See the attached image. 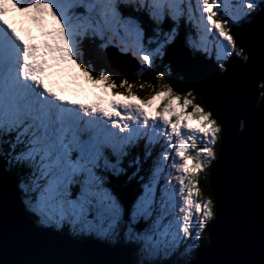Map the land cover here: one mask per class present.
<instances>
[{
	"label": "snow or ice",
	"instance_id": "6c2138e0",
	"mask_svg": "<svg viewBox=\"0 0 264 264\" xmlns=\"http://www.w3.org/2000/svg\"><path fill=\"white\" fill-rule=\"evenodd\" d=\"M256 28L264 96V0H0V184L11 180L24 222L7 241L0 226V249L22 256L3 264H200L208 250L212 264H264V111L258 198L251 160L236 165L231 204L202 198L229 121L156 68L181 50L214 54L219 74L234 58L247 66L244 33ZM110 57L138 64L134 79L96 67ZM145 74L160 82L148 99L135 91ZM84 84L105 95L81 99ZM238 126L246 134L248 118ZM62 240L131 258H39Z\"/></svg>",
	"mask_w": 264,
	"mask_h": 264
},
{
	"label": "water",
	"instance_id": "95a60500",
	"mask_svg": "<svg viewBox=\"0 0 264 264\" xmlns=\"http://www.w3.org/2000/svg\"><path fill=\"white\" fill-rule=\"evenodd\" d=\"M251 50L252 61L247 66L238 60L230 61L231 67L226 74H219L212 59L191 55L190 51L181 50L171 61L165 60L182 77L184 86L192 89L201 98L205 107L215 110L230 124L227 142L224 145L225 162L209 168L208 182L210 194L216 200L231 204L238 195L234 180L235 168L238 162L251 160L256 164V183L252 188L253 195L258 198V144L261 128V113L264 111V96L255 88L253 81L261 75V37L259 28L244 33V41ZM110 65L120 74L130 77L139 66L136 63L109 59ZM112 62V64H111ZM123 62V64H122ZM125 63V64H124ZM128 70H125L124 67ZM241 117L238 121L236 118ZM247 117L249 128L247 133L238 126ZM240 128V129H239ZM221 146L218 145V151ZM127 191L129 187L123 186ZM19 212V198L11 180L0 184V226H2L6 241L14 230L23 225ZM207 247V245H206ZM22 258L7 242L0 249V264ZM39 258L55 260H127L131 254L127 251H110L95 243L73 244L62 240L52 245ZM220 258L215 250H208L193 256L200 264H212Z\"/></svg>",
	"mask_w": 264,
	"mask_h": 264
},
{
	"label": "trees",
	"instance_id": "16d2710c",
	"mask_svg": "<svg viewBox=\"0 0 264 264\" xmlns=\"http://www.w3.org/2000/svg\"><path fill=\"white\" fill-rule=\"evenodd\" d=\"M96 67L97 68L106 67L111 72H113L114 74H118V75L121 76V74L118 73V72H116L114 70V68L110 65V63L107 62V60L106 61H103V62H98L97 65H96ZM156 68H157L158 71H164L166 74H168L170 81L171 80L177 81L176 84L173 81L171 82L172 83V87H173V89H174V91L176 93H178V94H180V95L183 96V95L186 94L185 92H188L189 91V88L183 85V83H182V77H180L179 74L175 70H173L169 65H167L164 62H158L157 65H156ZM129 79L130 80L134 79V75L132 77H130ZM143 81L145 82V87L144 88H146L147 91H149L150 93H154V92H153V89H148L149 88V87H147V84L148 83H152L154 85H157V90H159L158 85H159L160 82L156 81L154 75L145 74L144 77H143ZM138 89H140V88L138 87L135 90H138ZM140 94H137V95L143 97L142 96V93H140ZM195 100L197 101V103L200 104L201 98H199V97L196 96ZM188 110H190V108ZM208 172H209V169H208ZM203 176L199 177V185H200V187H202V185H203V187H206V192L205 193L203 192L202 194H203V196L204 195H207V197H209V196H211V194H210V186H209V182H208V176L206 174V180H204V177ZM202 177H203V180H202ZM197 198L199 199L201 197H197Z\"/></svg>",
	"mask_w": 264,
	"mask_h": 264
},
{
	"label": "rangeland",
	"instance_id": "374dc122",
	"mask_svg": "<svg viewBox=\"0 0 264 264\" xmlns=\"http://www.w3.org/2000/svg\"><path fill=\"white\" fill-rule=\"evenodd\" d=\"M10 19H18V17H10ZM23 27L24 28H28L29 27V25H27L26 23L25 24H23ZM32 35H38V33L33 29L32 30ZM213 60L215 61V59H214V55H213ZM173 80H171L170 82H172ZM175 84L177 83V81H173ZM71 87H75V85H70ZM83 87H84V89H85V91L84 92H82L81 94H80V98L81 99H87V100H93V99H95L96 97H98V96H104L105 95V92H104V88H103V86H100V87H94L93 85H91V84H84L83 85ZM148 89H151V88H148ZM141 90H143V92H144V99H148L151 95H153L154 93H150V92H147V89L146 88H144V89H141ZM140 90V91H141ZM111 90H109V92H110ZM139 91H136V93H138ZM187 93V92H186ZM141 95V94H140ZM141 97V96H140ZM141 98H143V97H141ZM196 101V100H195ZM160 103H162V101H157V104H160ZM180 103H182V101L180 102ZM159 110V109H158ZM178 110V109H177ZM189 112H191V110H188ZM173 119H175L174 117H172ZM189 123H192L193 124V126H196V122L194 121V120H191V121H189ZM217 150H218V148H217ZM170 163V162H169ZM173 174H176V173H173ZM205 173H201L200 175H199V177H201V176H203ZM173 184H175V181H173ZM202 198H207L206 196H202Z\"/></svg>",
	"mask_w": 264,
	"mask_h": 264
},
{
	"label": "flooded vegetation",
	"instance_id": "af4514ba",
	"mask_svg": "<svg viewBox=\"0 0 264 264\" xmlns=\"http://www.w3.org/2000/svg\"><path fill=\"white\" fill-rule=\"evenodd\" d=\"M203 177H204V180H206V175H205V174H204V176H203ZM203 177H202V180H203ZM200 181H201V180H200ZM201 188H202V193H203V192L205 193V192H206V187H203V185H202V187H201ZM204 196H206V197H207V195H204Z\"/></svg>",
	"mask_w": 264,
	"mask_h": 264
},
{
	"label": "bare ground",
	"instance_id": "6f19581e",
	"mask_svg": "<svg viewBox=\"0 0 264 264\" xmlns=\"http://www.w3.org/2000/svg\"><path fill=\"white\" fill-rule=\"evenodd\" d=\"M109 59H113V60H115V58H112V57H110ZM109 59H108V60H109ZM122 64H123V62H122ZM124 64H125V63H124ZM123 67H124L125 70H128L127 67H125V66H123Z\"/></svg>",
	"mask_w": 264,
	"mask_h": 264
}]
</instances>
